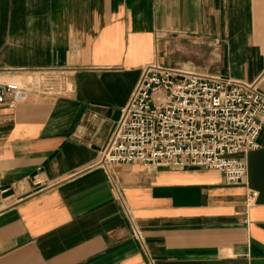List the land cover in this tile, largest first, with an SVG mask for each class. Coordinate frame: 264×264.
I'll return each instance as SVG.
<instances>
[{"label": "crops", "instance_id": "obj_1", "mask_svg": "<svg viewBox=\"0 0 264 264\" xmlns=\"http://www.w3.org/2000/svg\"><path fill=\"white\" fill-rule=\"evenodd\" d=\"M153 61L264 92V0H0V264H264V126L237 182L97 163Z\"/></svg>", "mask_w": 264, "mask_h": 264}, {"label": "built area", "instance_id": "obj_2", "mask_svg": "<svg viewBox=\"0 0 264 264\" xmlns=\"http://www.w3.org/2000/svg\"><path fill=\"white\" fill-rule=\"evenodd\" d=\"M49 81L45 87L57 90L44 89L68 91L65 82ZM29 89L2 83L0 103L14 106ZM263 126L264 92L254 82L153 61L143 68L121 108L97 163L211 167L221 170L226 181L237 182L246 175V154L259 145ZM34 180L42 182L38 173ZM132 233L143 243L138 226Z\"/></svg>", "mask_w": 264, "mask_h": 264}, {"label": "rangeland", "instance_id": "obj_3", "mask_svg": "<svg viewBox=\"0 0 264 264\" xmlns=\"http://www.w3.org/2000/svg\"><path fill=\"white\" fill-rule=\"evenodd\" d=\"M209 71L212 72L213 69H209ZM66 80H67L66 78H65V79L63 78V80H61V81L59 80V81H57V82H58V84H60L62 81H63V83H64ZM46 83H47V84H46ZM46 83H42V84L49 86V85H48L49 83H48V82H46ZM70 83H71V82H70ZM19 84H21V83H19ZM29 84H31V82L26 83L27 86H28ZM21 85H22V84H21ZM66 86H67L66 89L68 90V88L70 87V86L68 85V83L66 84ZM69 91H70V90H68L67 92H65L64 90L59 89V92H60V93H68Z\"/></svg>", "mask_w": 264, "mask_h": 264}]
</instances>
